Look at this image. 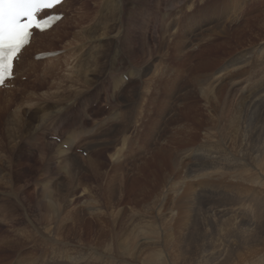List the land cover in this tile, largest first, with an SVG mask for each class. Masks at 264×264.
<instances>
[{
  "label": "rangeland",
  "instance_id": "obj_1",
  "mask_svg": "<svg viewBox=\"0 0 264 264\" xmlns=\"http://www.w3.org/2000/svg\"><path fill=\"white\" fill-rule=\"evenodd\" d=\"M140 1L142 11L135 15L134 23L143 26L137 30V36L146 33L147 40L146 47L137 41L127 44L131 50L135 47V57L130 56L125 40L122 41L126 27H130L124 19L131 5L128 0H67L56 10L63 13L64 18L50 33L35 35L31 46L17 62L16 77L9 86L1 88L0 152L7 157L3 156L5 160L0 175L4 184L0 189L6 198L19 176L10 172L9 166L11 170L26 173L18 184L22 187V197L24 194L31 196L33 213L21 207L16 218H30L40 231L43 213L53 220L59 214L68 228L77 230L70 228L69 233L64 231L58 236L53 224L49 245L28 244L25 253L14 250L7 253L3 249L0 258H5V263L24 264L28 251L27 255L32 257L25 260L26 264H261L262 261L264 264V0ZM108 3H114L121 11L116 9L118 13L110 21L105 20ZM186 15L193 21L182 37L184 48L178 58L172 43L179 30L187 25L184 23ZM106 22L110 26L107 31L102 28ZM90 25L100 28L92 40L86 38L88 29L92 28ZM109 43L114 47L111 55H106ZM89 46H95L94 54L98 53L99 61L88 67L85 62ZM40 52L56 53L37 57ZM111 57H116L113 59L117 62L115 65L120 59L125 62L117 65L126 81L124 90L104 87L113 70ZM123 66L128 67L126 71ZM223 68L220 81L209 85L206 91L209 93L201 91L198 80L205 76L208 79L212 74L213 82L214 75ZM94 69L96 74H93ZM193 75L199 77L198 80H191ZM151 76L155 80L148 84L146 80ZM174 77L177 79L174 89L165 88L164 82ZM86 96L90 102L82 104ZM71 97H75L74 100ZM44 101L51 102L49 112L54 117H68L69 124L61 118L59 127L62 130L56 133L64 142L70 134V127L82 130V137L88 138L85 146L83 143L76 145L83 146L78 149L88 151V156L84 157L90 155L91 160L100 164L96 176L91 172L89 160L82 162L72 154L71 165L64 167L51 155L49 158L42 155L40 146L23 145V150L16 154L6 148L3 136L7 134L6 120L16 121L17 116L31 118L30 111ZM134 106L137 107L135 112L130 113ZM124 119L129 121V126L125 135L120 136L116 131ZM183 122H187L191 130L176 140L173 136L175 129ZM33 123L37 131L44 128L39 118ZM147 125H155L159 132L156 140L143 152L141 136ZM214 127L216 131L212 130ZM165 136L164 146L172 147L174 151L167 155L154 153V148ZM52 137L53 134L47 135L46 139L56 141ZM105 137L107 139L102 140ZM57 143L61 144L60 141ZM66 145L68 143L63 146L67 148ZM188 145L192 146V151L203 147L206 154L189 157L182 149L177 150ZM115 146L117 149L121 146L125 155L135 153L137 156L117 167ZM78 149L76 152L80 155ZM141 160H145V164L136 166ZM64 193L68 194L66 199ZM151 201L161 202L154 207L149 204ZM40 204H53L55 210L41 211L37 206ZM220 224L221 228L224 225L225 231L220 230ZM0 227L4 226L0 224ZM44 230H41L42 234ZM148 234L162 243L155 252L159 261H147L146 253L138 258L133 254L134 241H142ZM130 250L131 254H128Z\"/></svg>",
  "mask_w": 264,
  "mask_h": 264
},
{
  "label": "bare ground",
  "instance_id": "obj_2",
  "mask_svg": "<svg viewBox=\"0 0 264 264\" xmlns=\"http://www.w3.org/2000/svg\"><path fill=\"white\" fill-rule=\"evenodd\" d=\"M67 0H64L63 2H62V4H60V6L61 5H63L65 2H66ZM125 1V0H124ZM129 1V3H131V5L129 6V8H128V10H127V12L125 13V15H124V19H125V21H128V23H130V27H126V33H123V35H122V41H124L125 40V44H126V47H127V49H128V51H129V54H130V56H134L135 57V53H136V49H135V47H133L132 48V50L130 49L131 47H130V45L128 46L127 44H131V42L134 44V42L135 41H137L138 42V44H142L143 45V47L145 46L146 47V33H144V35L143 36H137V33H138V31L137 30H140V29H143V26H140L139 24H135L134 23V19H135V15L137 14V13H140L139 11H142V9L140 8V4L139 3H141V1L140 0H128ZM152 1V0H151ZM154 1V0H153ZM160 1V0H159ZM128 3V2H127ZM179 3V2H178ZM217 3H219V2H217ZM118 3H116V5H117ZM194 4V3H193ZM231 4H232V1H231ZM239 4V3H238ZM119 5V4H118ZM60 6H58L56 9H58ZM175 6V5H174ZM229 6V5H228ZM231 6V5H230ZM233 6V5H232ZM120 7V6H119ZM124 7V6H123ZM107 8H108V15H106L105 16V20L106 21H110V19H112V18H114L115 17V14H117L116 13V9H117V7L116 6H114V3H108L107 4ZM227 8V7H226ZM105 9V8H104ZM118 10V9H117ZM191 10V9H190ZM209 10V9H208ZM232 10V9H231ZM231 10H229V11H231ZM118 11H120V8H119V10ZM121 12V11H120ZM202 12V11H201ZM207 13V12H206ZM106 14V13H105ZM204 14V13H203ZM97 15V14H96ZM121 15V14H120ZM122 16V15H121ZM204 16V15H203ZM207 16H209L208 14H207ZM186 17H187V19L184 21V23H187V25L185 26V27H182V29L181 30H179V34H178V37H177V39L176 40H174V42L172 43L173 44V47H174V49L176 50V52H175V54H176V57H180V52L181 51H183V48H184V45H183V41H182V37H185V32L187 31V30H189L190 29V24L189 23H192L191 21H193V20H190L188 17V15H186ZM195 17H196V15H195ZM118 18H120V16L118 17ZM210 18V17H209ZM259 18V17H258ZM263 18V17H262ZM192 19H193V17H192ZM204 21H206L207 19L206 18H202ZM253 19V18H252ZM256 19V18H255ZM261 19V18H260ZM209 21V20H208ZM207 21V22H208ZM114 23H115V21H114ZM220 23V22H219ZM251 23V22H250ZM58 23H56L55 25H53L52 26V28H50L49 30H45V31H37V32H35L34 34H33V36H32V38H31V41H30V43H29V45L28 46H25L24 47V49L22 50V52H21V58H22V56L23 55H25V53H26V51H27V49H28V47H30L31 46V44H32V42H33V40H34V38H35V35L36 34H38L39 36H44V35H46V34H48V33H50L54 28H55V26L57 25ZM78 25H79V23H77ZM119 24V23H118ZM174 24H176V22L174 23ZM255 24H257V23H255ZM81 25V24H80ZM122 25V24H121ZM190 25V26H189ZM194 25V24H193ZM91 27H92V25H90ZM116 26V25H115ZM114 26V27H115ZM117 27V26H116ZM260 27V26H259ZM105 31H107L106 29L108 28H110V26L108 25V22H106V24H104V26L102 27ZM147 28V27H146ZM196 28V27H195ZM220 29V28H219ZM89 30V33H87L86 34V38L87 39H89V40H92L93 38H95V35L100 31V28L99 27H92V28H89L88 29ZM112 30V29H111ZM222 30H224L223 28H222ZM229 30V29H228ZM104 31V32H105ZM149 31V30H148ZM213 31H216V30H213ZM218 31V30H217ZM109 32V31H108ZM119 32H121V31H119ZM146 32V31H145ZM210 32V31H209ZM223 32V31H222ZM243 32V31H242ZM106 33V32H105ZM218 33H221V32H219L218 31ZM224 33H226V32H224ZM112 34V33H111ZM131 34H133L134 35V38H132L131 37ZM189 34H190V32H189ZM211 34H213V32L211 33ZM121 35V34H120ZM137 36V38L135 39V37ZM148 35V34H147ZM209 35V34H208ZM215 35H216V33H215ZM214 35V36H215ZM221 35V34H220ZM222 35H224V34H222ZM79 36V35H78ZM108 36V35H107ZM118 36V35H117ZM211 36V35H210ZM171 36H169V38H170ZM204 37H205V35H204ZM209 37V36H208ZM116 38V37H115ZM114 38V39H115ZM120 38V37H119ZM165 38V37H164ZM163 38V39H164ZM203 38V37H202ZM207 38V37H206ZM205 39V38H204ZM81 40H83V39H81ZM118 40V39H117ZM116 40V41H117ZM202 40V39H201ZM225 40V39H224ZM170 41V40H169ZM205 41V40H204ZM212 41V40H211ZM221 41V40H220ZM223 41V40H222ZM226 41V40H225ZM140 42H142V43H140ZM150 42V41H149ZM161 42V41H160ZM214 43V42H213ZM259 43V42H258ZM156 44V43H155ZM171 44V45H172ZM257 44V43H256ZM122 45V44H121ZM137 45V44H136ZM136 45H134V46H136ZM148 45V44H147ZM165 45V44H164ZM213 45H216V44H212V46ZM158 46H159V44H158ZM190 46H191V44H190ZM196 46V45H195ZM211 46V45H210ZM249 46V45H248ZM113 43H109V44H107V48H106V50H107V54L106 55H111V51H112V49H113ZM122 47H123V45H122ZM218 47H219V45H218ZM247 47V46H246ZM246 47H244V48H246ZM153 48H157V47H153ZM116 49V48H115ZM121 49V48H120ZM142 49V48H141ZM205 49V48H204ZM89 51H88V56L86 57V62L85 63H87V66L89 67V66H91V64L90 63H93V64H97L98 63V61H99V56L97 55V54H94L95 53V46H89V49H88ZM118 50H119V48H118ZM157 50V49H156ZM158 50H159V47H158ZM163 50V49H162ZM142 51H144V49L142 50ZM186 51V50H185ZM205 51V50H204ZM121 52V51H120ZM145 52V51H144ZM158 52H160V51H158ZM122 53H124V52H122ZM162 53V52H161ZM168 53V52H167ZM116 54V53H115ZM140 54V53H139ZM166 54V53H165ZM105 55V56H106ZM120 55H121V53H120ZM124 55V54H123ZM104 56V55H103ZM115 56V55H114ZM140 56V55H139ZM109 57V56H108ZM127 57V56H126ZM125 57V58H126ZM244 57V56H243ZM21 58L19 59V61L21 60ZM105 58V57H104ZM122 58V57H121ZM148 58V57H147ZM201 58H203L202 56H201ZM208 58V57H207ZM113 59H116V57H111V59H110V61H112L111 62V66L113 67V70L109 73V76H107L108 77V79H107V83L105 84L106 86H104V87H111V86H113V88H115V89H118V90H124L125 89V87H123L124 86V84L126 83V81L124 80V78H123V75H122V73H123V71L120 69V68H118L117 67V65L118 66H120L122 63H124L125 64V62L124 61H122V59H120L119 60V63L117 64V65H115L116 63L115 62H113ZM124 59V58H123ZM146 59V58H145ZM151 59V58H150ZM126 60V59H125ZM202 60H204V59H202ZM85 61V60H84ZM102 61H103V57H102ZM106 61V60H105ZM148 61V60H147ZM200 61V60H199ZM250 61V60H249ZM49 62V61H48ZM206 62V61H205ZM44 63V62H43ZM138 63V62H137ZM146 63V62H145ZM200 63H202L201 61H200ZM241 63V62H240ZM17 64V63H16ZM16 64H15V68H16ZM104 64H106L107 65V63H104ZM123 64V65H124ZM141 64V63H140ZM139 64V65H140ZM244 64V63H243ZM158 65V64H157ZM114 67H115V69H114ZM124 67V66H123ZM102 68V67H101ZM122 68V67H121ZM125 68V67H124ZM124 68H122V69H124ZM126 68H128V67H126ZM126 68L124 69L125 71H126ZM96 69H94V71H93V74H96L97 73V71H95ZM225 70V68H223V70H221V71H218L217 72V75L215 74L214 75V77H213V82L211 81V75L212 74H210V77L207 79L206 78V76H205V78L203 79V80H201V81H199L198 80V78H197V76L196 77H194L195 75H193V77H191V80H193L194 78H195V80H198V83H199V88L201 89V91H204L205 90V92L206 91H208V87H209V85L210 84H212V83H214V82H219L220 81V79H221V77H222V73H223V71ZM160 71V70H159ZM200 73V72H199ZM194 74V73H193ZM99 76V75H98ZM180 77V76H179ZM97 78V77H96ZM229 79V78H228ZM155 80V78L153 77V76H151V77H149V79H147L146 81H148V84L150 83V82H153ZM176 77H174V78H172L171 80H167V82H164V87L166 88V87H171V88H173L174 86H175V82H176ZM232 81V80H231ZM97 82V81H96ZM102 83V82H101ZM197 83V84H198ZM237 83V82H236ZM92 84H94V83H92ZM95 85V84H94ZM100 85V84H99ZM195 85V84H194ZM236 87V86H235ZM177 88V87H176ZM174 89V88H173ZM240 89V88H239ZM0 90H1V88H0ZM99 90V89H98ZM112 90V89H111ZM199 90V89H198ZM244 90V89H243ZM200 91V92H201ZM116 92V91H115ZM119 92V91H118ZM174 92V91H173ZM212 93L214 92V91H211ZM121 93V92H120ZM137 93V92H136ZM207 93V92H206ZM209 93V92H208ZM207 93V94H208ZM215 93V92H214ZM217 93V92H216ZM249 93H251V92H249ZM93 94H94V92H93ZM112 94V93H111ZM114 94H116V93H114ZM119 95V94H118ZM122 95V94H121ZM211 95V94H210ZM251 95V94H250ZM73 96H74V94H73ZM93 96V95H92ZM123 96V95H122ZM146 96V95H145ZM205 97H207L206 95H204ZM209 96V95H208ZM236 96V95H235ZM264 96V95H263ZM262 96V97H263ZM76 97V96H75ZM75 97H71L72 98V100H74V98ZM120 97V96H119ZM126 97V96H125ZM124 97V98H125ZM210 97V96H209ZM214 97V96H213ZM217 97V96H216ZM261 96L259 97V98H262ZM70 98V97H69ZM118 98V97H117ZM127 98V97H126ZM208 98V97H207ZM218 98V97H217ZM252 98V97H251ZM258 98V99H259ZM106 99V98H105ZM210 99V98H209ZM68 100V99H67ZM67 100H65V101H67ZM90 98H88L87 96L85 97V98H83V100H82V104H86V103H89L90 101ZM207 100V99H206ZM236 100V99H235ZM238 100V99H237ZM59 101H61V100H59ZM69 101V100H68ZM125 101H127V100H125ZM260 101V100H259ZM53 102V101H52ZM242 102V101H241ZM57 103V102H56ZM55 103V105H57ZM59 103H62V102H59ZM125 103V102H124ZM237 103V102H236ZM235 103V104H236ZM238 103H240V102H238ZM262 103H264V101L262 102ZM50 104H51V102L50 103H47V102H45L44 101V104L43 103H39L37 106H36V108H34L32 111H30V115H32L33 116V118L36 120V118H39V119H41V121H42V123H41V125H43L44 126V128H42L41 129V131L39 130V131H37L36 129H35V126L36 125H34V123H33V120L34 119H32V116H31V118H24V117H22V118H20V117H18L17 116V119H16V121H15V119H8V120H6V125H7V134H4L3 136L5 137V140H6V148L10 151V153L12 152V154H16V153H18L20 150H23V145H27V146H29V147H34V146H40V149L42 150L41 151V153H42V155H47L48 156V158L50 157V155L53 157V159H58V161H56V163L58 162V163H61L64 167L67 165V164H69V165H71V162H72V160H71V156H70V154H72V155H74V156H76V158L77 159H79L80 161H82V162H87L88 160L90 161V166L92 167L91 169V172L93 171V173H94V175L96 176L97 174H98V172H96V171H98L99 170V166H100V164L99 163H97V162H95L94 160H91V158H90V155H89V158H86V157H84L83 156V154L81 153L80 155L79 154H77V150L76 149H78V148H82L83 146H81V145H76V144H81V143H83L84 144V146L87 144V137H82L84 134H83V131L82 130H79V131H76V130H73L71 127H70V130H69V132H70V134H69V136L66 138V140H65V142L63 141V138L61 137V136H59L58 134H56L57 132H59V133H61V128L59 127L60 126V123H59V121L61 120V118H63V119H66V118H68V117H66L67 115H63V116H61L60 118L59 117H54L53 116V113L51 112H49V107H50ZM226 104V103H225ZM241 104V103H240ZM247 104V103H246ZM258 104V103H257ZM237 105V104H236ZM66 106V105H65ZM238 106H239V104H238ZM243 106V105H242ZM63 107V106H62ZM144 107V106H143ZM246 107V106H245ZM244 107V108H245ZM251 107V105H249L248 106V109ZM261 107V106H260ZM54 108V107H53ZM58 108V107H57ZM56 108V109H57ZM99 108V107H98ZM128 108V107H127ZM137 107L136 106H134L132 109H131V112L130 113H134L135 112V109H136ZM240 108V107H239ZM62 109V108H61ZM124 109V108H123ZM247 109V108H246ZM68 110V109H67ZM238 110V109H237ZM240 110V109H239ZM258 110V109H257ZM51 111V110H50ZM57 111V110H56ZM62 111V110H61ZM60 111V112H61ZM63 111H64V109H63ZM96 111H98V110H96ZM125 111V110H124ZM127 111V110H126ZM130 111V110H129ZM128 111V112H129ZM240 111H242V110H240ZM246 111V110H245ZM55 112V111H54ZM238 112V111H237ZM56 113H58V112H56ZM66 113V112H65ZM72 113V112H71ZM75 115H76V112H73ZM139 113H140V111H139ZM142 113V112H141ZM239 113V112H238ZM245 114V113H244ZM243 114V115H244ZM257 114V113H256ZM69 115H70V113H69ZM86 115V114H85ZM140 115V114H139ZM240 115V114H239ZM242 115V116H243ZM246 115V114H245ZM248 115V114H247ZM74 116V115H73ZM131 116H132V114H131ZM241 117V116H240ZM239 117V118H240ZM260 117V116H259ZM244 118V117H243ZM246 118H247V116H246ZM71 119H73V118H71ZM77 119V118H76ZM75 119V120H76ZM260 119V118H259ZM38 120V119H37ZM82 120V119H81ZM250 120V119H249ZM63 121H65V123H68L69 124V120H63ZM72 121V120H71ZM73 122V121H72ZM188 122V121H187ZM187 122H183L184 124H180V125H178V127H180V128H177V129H175V134L173 135L174 136V138L177 140L178 139V137H180V135L181 134H185V132L186 131H188V129H190V127H189V125H188V123ZM77 123V122H76ZM199 123H201V122H199ZM212 123H213V121H212ZM72 124V123H71ZM190 124H192L191 122H190ZM25 125V126H24ZM80 125V124H79ZM65 126H66V124H65ZM72 126V125H71ZM128 126H129V121L128 120H122V124L117 128V134H119L120 136H124L125 135V133L127 132V129H128ZM240 126H242V125H240ZM63 127V126H62ZM212 127V126H211ZM247 127V126H246ZM139 128V127H138ZM193 128V127H192ZM215 128L216 127H214L212 130H215ZM38 129V128H37ZM162 129V128H161ZM65 130V129H64ZM174 130V129H173ZM191 130V129H190ZM146 131V132H145ZM216 131V130H215ZM244 131V130H243ZM64 132V131H63ZM66 132V131H65ZM158 132H159V130H158V128L157 127H155V125H147V129L146 130H144V132H143V135L141 136V138H142V140L144 141V145H141V148H142V150H143V152L144 151H146L147 149H148V147L149 146H151V144L156 140V138H157V135H158ZM212 132V131H211ZM177 133V134H176ZM220 133V132H219ZM227 133V132H226ZM51 134H53V136H57V137H60V139H61V144H58L56 141H54V140H47L46 139V136L47 135H51ZM207 134H209V133H207ZM217 134V133H216ZM243 135V134H242ZM205 136V135H204ZM207 136V135H206ZM209 136V135H208ZM213 136H215L214 134H213ZM115 137V136H114ZM211 137H212V135H211ZM224 137V136H223ZM232 137V136H231ZM116 138V137H115ZM182 138V137H181ZM105 139H107L106 137L104 138V139H102V140H105ZM114 139V138H113ZM166 136H165V139L162 141V143L160 144V142H159V144L158 145H156V147L154 148V153H157V152H159V153H163V154H168V152L169 153H172L174 150L172 149V147L171 148H166L165 146H164V144H165V142H166ZM172 139H173V137H172ZM210 139V138H209ZM216 140H218V139H216ZM108 141H110L109 139H108ZM117 141V140H116ZM206 141V140H205ZM204 141V142H205ZM209 141V140H208ZM213 141V140H212ZM20 142V143H19ZM40 142V143H39ZM169 142H171V141H169ZM211 142V141H210ZM214 142H215V140H214ZM213 142V143H214ZM227 142V141H226ZM238 142V141H237ZM39 143V144H38ZM65 143H68V145H66L67 146V148H65V146H63ZM172 143V142H171ZM240 143H242V142H240ZM122 144V143H121ZM142 144V143H141ZM212 144V143H211ZM219 144V143H218ZM222 144V143H221ZM90 145V144H89ZM88 145V146H89ZM193 145V144H192ZM91 146V145H90ZM117 147H118V145H116ZM115 146V147H116ZM155 146V145H154ZM216 146V145H215ZM220 146V145H219ZM117 147H116V149H117ZM163 147V148H162ZM165 147V148H164ZM209 147V146H208ZM214 147V146H213ZM217 147V146H216ZM221 147H224V146H221ZM227 147V146H226ZM89 148V147H88ZM192 146L191 145H188V146H186V147H184V148H178L177 150L178 151H180V149H182L181 151L186 155V156H189V157H195V156H201V155H203V154H206L205 153V148H203V147H196V149L194 150V151H192ZM215 148V147H214ZM34 149V148H33ZM48 149H50V150H48ZM122 147L120 146L116 151H115V154L117 155L116 157H118V163H115L116 165H117V167H119L122 163H127V162H129L130 161V159H132L133 157H136L135 156V153L134 154H130V155H125V154H123L122 153ZM211 149V148H210ZM216 149V148H215ZM220 149V148H219ZM263 149V148H262ZM84 151H86L85 149H83ZM95 150V149H94ZM141 150V149H140ZM152 150V149H151ZM177 150H175L176 152H178ZM213 150V149H212ZM221 150V149H220ZM250 150V149H249ZM139 151V150H138ZM152 151V152H153ZM48 152V153H47ZM113 152V151H112ZM261 152V151H260ZM215 154V153H214ZM142 155V154H141ZM216 155V154H215ZM3 156H6L7 157V155H5L4 153H1L0 152V170H2V165H3V163H4V160H5V158H3ZM17 156H19V155H17ZM87 156H88V154H87ZM219 156V155H218ZM218 156H216V157H218ZM222 156V155H221ZM113 159H115L114 157H115V155H112L111 156ZM205 157H206V155H205ZM47 158V159H48ZM215 158V157H214ZM190 159V158H189ZM194 159V158H193ZM229 159V158H228ZM211 160V159H210ZM215 160V159H214ZM218 160V159H217ZM220 160V159H219ZM223 160H225V159H223ZM47 161V160H46ZM115 161V160H114ZM229 161V160H228ZM236 161V160H235ZM260 161V160H259ZM50 162H51V160H50ZM117 162V161H116ZM145 160H141V161H139L137 164H135L136 166L137 165H139L140 163H144L145 164ZM207 162V161H206ZM213 162V161H212ZM224 162V161H223ZM131 163V162H130ZM207 163H209V162H207ZM214 163V162H213ZM210 164V163H209ZM228 164V163H227ZM226 164V165H227ZM239 164V163H238ZM15 165V164H14ZM130 165V164H129ZM200 165V164H199ZM202 165H204L205 166V164H203L202 163ZM220 165V164H219ZM224 165V164H223ZM44 166H45V164H44ZM228 166V165H227ZM181 167V166H180ZM210 167V166H209ZM11 168H13V166L11 165ZM54 168H55V166H54ZM60 168V167H59ZM62 168V167H61ZM220 168V167H219ZM231 168V167H230ZM81 169V168H80ZM9 170H10V172H12L13 171V173L15 172L16 173V175L18 176L16 179L17 180H15V183L13 182L12 184V187H10V192L11 193H9V194H7L8 196H6V198H5V196H4V194H3V190H1L0 189V224L1 225H3L4 227H0V252L1 251H4V250H6V251H8L7 253H9V251H12V250H14V251H17V252H20V253H25V251H26V249H27V245L28 244H33V243H36V244H38V242H39V244L42 246V247H45V246H47V245H49L50 243H51V238L49 237V236H51V226L54 224V227H55V235H57L56 233H58V236L59 235H61V234H64V231H66V233L70 230V228L72 229V230H75V228L73 229V227H70V228H68V225H66V222H65V219L63 218V217H61L60 218V215L59 214H57L56 216H57V219H55V220H53L54 218H50L46 213V215L44 214H42V216H41V219H40V223L43 225V227H42V229H45L44 230V234H42L43 232H41V230L39 231L38 229H37V227H36V225L34 224V222L30 219V218H25V220H22V219H17L16 218V216H17V211H19L20 209H21V207L23 208V210H28V211H32L31 210V208L33 207V204H32V199H31V196L30 195H27V194H24L23 195V197H22V194H23V192H22V187L18 184V182H20L21 180H22V178H23V175L24 176H26V173H21V171L20 172H18L17 170H11L10 169V166H9ZM74 170V169H73ZM133 170H135V169H133ZM210 170H214V169H211V167H210ZM226 170V169H225ZM47 171V170H46ZM100 171V170H99ZM208 171V170H207ZM235 171V170H234ZM58 172V171H57ZM68 172V171H67ZM78 172V171H77ZM154 172V171H153ZM216 172V171H215ZM222 172H223V170H222ZM6 173V172H5ZM60 173V172H59ZM237 173V172H236ZM21 174V175H20ZM27 176H28V174H27ZM68 176V175H67ZM72 176V175H71ZM55 177V176H54ZM75 177V176H74ZM73 177V178H74ZM26 178V177H25ZM68 178V177H67ZM2 176L0 175V186H3L2 184H4L3 182H2ZM165 180V179H164ZM174 180V179H173ZM46 181V180H45ZM178 182V181H177ZM47 183V182H46ZM53 183V182H52ZM61 183V182H60ZM63 183V182H62ZM61 183V184H62ZM67 183V182H66ZM11 184V183H10ZM113 186V184L112 183H110V186ZM174 185V184H173ZM177 185V184H176ZM26 186V185H25ZM47 186V185H46ZM111 186V187H112ZM170 187H171V185H170ZM79 188V187H78ZM175 188V187H174ZM184 189V188H183ZM112 190V189H111ZM110 190V191H111ZM109 191V190H108ZM2 192V193H1ZM168 193H170V192H168ZM194 193V192H193ZM192 193V195L194 196V194ZM158 194V193H157ZM63 195H65V197H64V199H66L67 197H68V194H66V193H64ZM115 195V194H114ZM161 195V194H160ZM51 197V196H50ZM157 197V196H156ZM193 198V197H192ZM51 199V198H50ZM57 199V198H56ZM156 199H158V197L156 198ZM164 200V199H163ZM21 201H23V202H21ZM161 201H151L149 204L150 205H152V206H154L155 207V205H159V203H160ZM190 202V201H189ZM46 203V202H45ZM63 203V202H62ZM194 203V202H193ZM44 204V203H43ZM47 204V203H46ZM68 204V203H67ZM42 204H40V205H37L38 206V208H40V210L42 211V209H43V211L44 212H47L48 213V211H50V210H52L53 209V211L55 210V207H54V205L53 204H48V205H46V206H41ZM161 206H162V204H160ZM42 207V208H41ZM233 207V206H232ZM224 208V207H223ZM227 208V207H226ZM236 208V207H235ZM90 209V208H89ZM147 209H148V207H147ZM98 210L99 211H101L99 208H98ZM59 211V210H58ZM112 211V210H111ZM193 211V210H192ZM191 211V212H192ZM91 212V211H90ZM230 212V211H229ZM32 213H33V211H32ZM92 213V212H91ZM228 213V212H227ZM93 214V213H92ZM106 214V213H105ZM150 214H151V211H150ZM261 214V213H260ZM99 215H100V213H99ZM111 215H113V214H111ZM232 215V214H231ZM69 216V215H68ZM101 216V215H100ZM112 217V216H111ZM113 217H115L114 215H113ZM186 217V216H185ZM152 218V217H151ZM173 217H171V219H172ZM228 218H230V217H228ZM114 219V218H113ZM53 220V221H52ZM182 220V219H181ZM227 220V219H226ZM52 221V222H51ZM111 221V220H110ZM184 221V220H183ZM139 222H141V221H139ZM188 222V221H187ZM147 224V223H146ZM183 224V223H182ZM226 225H227V222L225 223ZM228 224H229V222H228ZM158 225V224H157ZM172 225V224H171ZM177 225V224H176ZM176 225H174V226H176ZM185 225V224H184ZM229 225H231V224H229ZM146 226V225H145ZM149 226V225H148ZM153 226V225H152ZM159 226V225H158ZM166 226V225H165ZM181 226V225H180ZM188 226V225H187ZM220 226V227H219ZM218 227L219 228H221V226H222V224H220ZM150 227V226H149ZM154 227H155V225H154ZM189 227V226H188ZM217 227V228H218ZM223 227H224V225H223ZM222 227V228H223ZM228 227V226H227ZM172 228V227H171ZM220 229V230H223V231H225L224 229L225 228H223V229ZM233 227H231V229H232ZM128 229V228H127ZM140 229V228H139ZM159 229V228H158ZM168 229V228H167ZM129 230V229H128ZM127 230V231H128ZM171 230V229H170ZM181 230V229H180ZM186 230H188V229H186ZM206 230V229H205ZM218 230V229H217ZM227 230V232H229L228 230H229V228H227L226 229ZM54 231V230H53ZM75 231H77V230H75ZM161 231V230H160ZM163 231H165V230H163ZM182 231V230H181ZM185 231V230H184ZM233 231H235V230H233ZM70 232H72V231H70ZM100 232H102V230L100 231ZM144 232H146V231H144ZM147 232H149L148 230H147ZM156 232V231H155ZM183 232V231H182ZM240 232V231H239ZM243 232H245V231H243ZM247 232V231H246ZM39 233V234H38ZM54 233V232H53ZM69 233V232H68ZM103 233H105V231L103 230ZM150 233V232H149ZM152 233V232H151ZM168 233V232H167ZM235 233V232H234ZM73 234V233H72ZM169 234V233H168ZM217 234H219L218 232H217ZM232 234H233V232H232ZM66 235V234H65ZM140 235V234H139ZM221 235H223V233L221 234ZM38 236V237H37ZM57 236V237H58ZM69 236H71L70 234H69ZM136 236H137V238H138V235H137V233H136ZM145 236V235H144ZM143 236V237H144ZM148 237L146 238H142L143 240L142 241H140V239L139 240H137V242H135L134 241V246H133V249H134V253L133 254H136V256H135V258H138V257H140L142 254H144V253H146L145 254V258H147V261H151V262H155L156 260H157V256H155L156 254H155V252L157 251L156 249H158L157 248V246L158 245H160V244H162L161 243V241H157V239L158 238H155L152 234H148L147 235ZM156 236V235H155ZM219 236H220V234H219ZM224 236H225V232H224ZM44 237V238H43ZM65 237V236H64ZM222 238H224L223 236H221ZM220 237V238H221ZM177 238V237H176ZM60 239V238H59ZM58 239V240H59ZM62 239V238H61ZM60 239V240H61ZM73 239V238H72ZM146 239V240H145ZM169 239V238H168ZM147 240H150V241H147ZM62 241H65V240H62ZM73 241V240H72ZM111 241V240H110ZM173 241H175V240H173ZM168 242V241H167ZM63 243V242H62ZM61 243V244H62ZM73 243H74V241H73ZM173 243V242H172ZM63 244H65V243H63ZM69 244V243H68ZM81 244V243H80ZM132 244V243H131ZM113 245V244H112ZM53 246V245H52ZM244 246V245H243ZM123 248L124 249H127V246H123ZM132 248V247H131ZM130 248V249H131ZM161 248V247H160ZM165 248V247H164ZM4 249V250H3ZM167 249V248H166ZM121 250V249H120ZM116 251V250H115ZM119 251V250H118ZM124 251V250H123ZM129 251V250H128ZM147 251V252H146ZM162 251H163V249H162ZM65 252V251H64ZM121 252V251H120ZM254 252H256V251H254ZM7 253H5V254H7ZM28 253H30V252H28L27 251V254ZM33 253H34V251H33ZM117 253V252H116ZM126 253H128V252H126ZM161 253V252H160ZM257 253V252H256ZM26 254V256L24 257V264H26L27 262V258L28 259H31V254L30 255H27ZM66 254V253H65ZM88 254V253H87ZM100 254V253H99ZM128 254H131V250H130V253H128ZM179 254H181V253H179ZM258 255H260V254H258ZM98 256V255H97ZM116 256V255H115ZM122 256V255H121ZM120 256V257H121ZM178 256V255H177ZM261 256V255H260ZM4 257H6V256H4ZM46 255H44V258L46 259ZM92 257V256H91ZM124 257H125V255H124ZM166 257H167V255H166ZM246 257V256H245ZM249 257H251V255H249ZM131 258L132 259H134L132 256H131ZM145 258H143V259H145ZM161 258V257H160ZM168 258H169V256H168ZM180 258V257H179ZM74 259H76V258H74ZM123 259V258H122ZM158 259H159V257H158ZM170 259V258H169ZM175 259V258H174ZM247 259H248V255H247ZM11 260V259H10ZM26 260V261H25ZM130 260V259H129ZM162 260V259H161ZM239 260V259H238ZM5 261V258H0V264H8V263H5L4 262ZM138 261H139V259H138ZM157 261H159V260H157ZM173 261V260H172ZM176 261V260H175ZM262 261V260H261ZM260 261V262H261ZM7 262H9V261H7ZM26 262V263H25ZM30 262V261H29ZM28 262V263H29ZM238 262V261H237ZM256 262V261H255ZM93 263V262H92ZM125 263V262H124ZM129 263V262H128ZM231 263V262H230ZM262 263H263V261H262ZM261 263V264H262ZM21 264V263H20ZM29 264H32V262H30ZM58 264V263H57ZM121 264H123V263H121ZM159 264V263H158ZM232 264H235V263H232ZM237 264V263H236ZM238 264H240V262L238 263ZM259 264V263H258Z\"/></svg>",
  "mask_w": 264,
  "mask_h": 264
},
{
  "label": "snow or ice",
  "instance_id": "obj_3",
  "mask_svg": "<svg viewBox=\"0 0 264 264\" xmlns=\"http://www.w3.org/2000/svg\"><path fill=\"white\" fill-rule=\"evenodd\" d=\"M62 0H0V85L11 77L14 61L30 41L32 30L45 31L60 17L41 19Z\"/></svg>",
  "mask_w": 264,
  "mask_h": 264
},
{
  "label": "built area",
  "instance_id": "obj_4",
  "mask_svg": "<svg viewBox=\"0 0 264 264\" xmlns=\"http://www.w3.org/2000/svg\"><path fill=\"white\" fill-rule=\"evenodd\" d=\"M80 153H82V152H80ZM83 154V153H82Z\"/></svg>",
  "mask_w": 264,
  "mask_h": 264
}]
</instances>
